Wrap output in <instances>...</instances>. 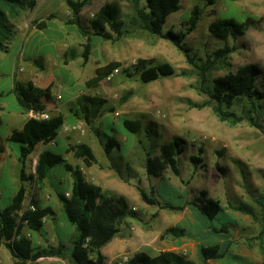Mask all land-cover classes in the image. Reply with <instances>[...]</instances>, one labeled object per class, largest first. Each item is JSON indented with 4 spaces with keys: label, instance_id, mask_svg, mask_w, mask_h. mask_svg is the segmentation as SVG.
Segmentation results:
<instances>
[{
    "label": "rangeland",
    "instance_id": "1",
    "mask_svg": "<svg viewBox=\"0 0 264 264\" xmlns=\"http://www.w3.org/2000/svg\"><path fill=\"white\" fill-rule=\"evenodd\" d=\"M29 1H34L32 7H26L15 17H10L14 26L12 38L20 33L21 42L13 49V55L0 59L2 137L12 132L16 116L20 114L17 113L18 102L12 97L16 70L14 59L19 52L33 50L29 42L24 43L29 32L36 27L35 21L45 19L54 12L56 17L49 22H53V32L58 28L65 36L62 44L76 45L81 50L85 42L77 26L67 23L73 14L66 0ZM136 1L94 0L84 7L82 20L89 28L104 5L118 4L119 18L126 30L124 36L115 40L93 36V51L86 65L82 64L81 58L65 65L63 61L67 49L64 53L60 50L58 57L50 59L45 50L44 69L32 65L36 74L29 81L25 84L15 81V84L27 88H42L47 95L45 100L53 109L48 111L50 115L64 114L65 118L70 115L73 119L66 122L51 141L37 145L28 159L26 174H35L39 154L49 149L62 153L69 163L81 167L87 182L126 197L132 214L119 233H125L126 238L114 237L122 240L120 247L111 248L114 238L103 247L106 264H128L129 258L142 251L152 256L162 251H174L194 264H203L200 247L204 243L220 244L222 249H228L223 259L211 260L208 264H259L264 261V101L259 110L246 98H237L232 105H223L224 110L242 117L240 122L232 123L219 117L215 110L219 103L211 97L209 89L213 88L217 78L236 73L244 66L256 65L260 69L257 86L264 90V0H182L180 10L168 16L163 31L187 32L191 11L195 5L200 6V21L183 41L190 49L193 63L171 41L141 28L136 20ZM138 2L140 8L146 7L147 0ZM227 18L237 20L240 33L220 38L210 26ZM249 18L254 22L252 25L248 24ZM107 31L111 32L110 29ZM223 48L234 50L204 71L202 67L209 65V56L214 60L215 52ZM140 59L151 60L153 64L170 63L177 74L144 82ZM111 61L120 62L121 67L99 85L88 86L87 82L96 75L97 67ZM24 66L26 68L20 70L27 75L30 71L27 67L30 66ZM128 91H131V96L122 102ZM82 95L100 96L107 101L103 113L92 123L86 119L78 101ZM124 118L139 121V131L128 132L123 127ZM109 136L115 137L119 143L111 153L106 151ZM175 138L183 140V149L177 156L180 176L170 169L158 176L150 175L146 165L148 155L158 156L160 146ZM82 143L91 146L97 163L74 157V148ZM7 144L13 154L0 159V165L3 164L0 180L2 206L12 201L20 187V144L10 141ZM0 154L3 153L0 151ZM218 164L224 171L217 168ZM66 174L64 166L58 165L43 184L25 182L27 198L24 207L28 208L39 196L49 201L53 194L57 195L55 189L69 185L63 179ZM138 187L148 193L155 188L157 192L153 195L162 203L185 204L186 207L173 210L148 205L141 199ZM204 190L208 192L207 197L220 200L224 208V212H220L213 222L190 204ZM57 203L54 198L48 204L57 209ZM235 206H244L252 214L236 210ZM58 216L55 220L45 217L47 222L43 235L38 232L30 235L36 244L38 238L42 239L41 235H56L63 241H71L76 233L74 226L67 221L65 212L61 215L58 211ZM65 222L67 225H64ZM209 224H227L230 226L229 235L213 233ZM174 226L183 228L185 235H164L167 229ZM26 233L29 234L27 230ZM14 262L16 260L9 249L1 246L0 264ZM28 264L68 263L47 257Z\"/></svg>",
    "mask_w": 264,
    "mask_h": 264
},
{
    "label": "trees",
    "instance_id": "2",
    "mask_svg": "<svg viewBox=\"0 0 264 264\" xmlns=\"http://www.w3.org/2000/svg\"><path fill=\"white\" fill-rule=\"evenodd\" d=\"M94 0H66V3L73 14V18L67 23L76 25L79 32L85 38L82 49L76 45L69 46L64 53V64L67 65L79 58L82 64L86 65L93 51V36L104 40H115L125 35L124 23L119 18L120 8L116 3H107L96 14L91 22V26L86 28L82 20V11L86 5L92 4ZM182 0H147L145 8L139 7L136 1V20L148 33L165 38L171 41L176 47L184 52L189 62L193 63L190 56V49L183 43L186 35L194 31L200 21L202 10L199 5H195L191 11L188 21L187 32H176L173 30L163 31L167 18L172 13L180 10ZM34 1L27 0H0V50H2L14 35V26L10 17H15L19 11L26 7H32ZM56 17L51 12L45 19L35 21L38 29L47 28V21ZM47 20V21H46ZM254 22L250 18L248 24ZM110 29V33L107 31ZM210 29L220 38L229 35L237 36L240 33V25L233 18L221 19L211 24ZM234 49L223 48L215 52L214 60L209 56L208 66L202 69L209 70L212 63L226 57ZM36 66L44 69L43 58L35 60ZM151 60L140 59L141 78L144 82H152L163 77L177 74V70L170 63L153 64ZM149 65V66H148ZM121 67L118 61H111L106 65L97 67L96 75L88 80V86H97L106 80L111 74ZM260 69L256 65H247L240 68L236 73H230L224 77H219L214 81L209 93L219 105L215 108L219 117L224 121L237 123L242 120L234 112L226 111L223 105H232L237 98H246L257 109L263 107L264 90L257 86ZM206 78L205 74L203 75ZM34 82V81H33ZM35 84V82H34ZM36 85V84H35ZM34 85V86H35ZM12 92L15 94L19 106L24 111L48 112V102L45 100L46 93L42 88L35 86V89L27 88L25 85L16 83ZM128 91L123 96L125 102L130 96ZM82 111L86 119L92 123L104 111L107 103L100 96L82 95L78 98ZM113 111V110H111ZM66 123L64 114L50 115L49 119L29 118L21 129H14L9 135V141L20 144L19 161L21 163L20 181L21 186L13 196L12 201L2 206L0 204V247L5 246L12 253L16 262L13 264H28L36 262L41 258L53 257L65 260L68 264H106L105 256L102 252L105 247L117 235L126 238L125 233L119 234L126 224L127 218L132 214L130 205L125 196L113 194L103 187L86 181L84 173L79 166L69 163L62 153L49 149L43 150L37 159L34 175L26 174V166L30 155L35 151L39 143H47L57 136ZM123 127L131 133H137L140 129L139 121L124 118ZM148 131V130H147ZM115 146H119L117 139L109 136L106 143L107 153H111ZM183 140L175 138L173 141L160 146L158 156L148 155L147 172L150 175L158 176L160 173L170 169L176 176H180L177 156L183 149ZM202 151V149H201ZM74 157L77 159H89L97 163L93 149L88 144L82 143L74 148ZM194 161H201L192 158ZM58 165H63L65 170L72 177L70 191L55 189L58 199L62 204L66 219L75 227L76 233L69 245L60 243L58 246H37L29 234L38 232L43 235L45 217L54 218L55 210L51 206H44L41 201L34 200V210L25 208L27 188L25 182L34 181L41 185L51 175V170ZM217 168L224 171L219 164ZM141 199L148 205H157L162 208L173 210H183L186 205H175L170 202L162 203L153 193L155 188L148 193L143 188L138 187ZM69 192V195H67ZM208 192L202 191L195 201L190 202L198 211L210 222L217 217L224 208L220 202L212 197H207ZM236 210L252 214V211L244 206H235ZM209 229L218 235H229L230 226L208 225ZM184 236V229L174 226L167 229L164 235ZM163 235V236H164ZM228 252L222 249L220 244L204 243L200 247V255L203 264H208L211 260H221ZM239 258V256H236ZM128 264H194L186 260L182 255L174 251H162L152 256L147 252H138L128 260ZM264 264V261L259 263Z\"/></svg>",
    "mask_w": 264,
    "mask_h": 264
},
{
    "label": "crops",
    "instance_id": "3",
    "mask_svg": "<svg viewBox=\"0 0 264 264\" xmlns=\"http://www.w3.org/2000/svg\"><path fill=\"white\" fill-rule=\"evenodd\" d=\"M43 20V19H41ZM40 20V21H41ZM52 23L53 22H47V28L44 30H40L36 27L33 28V30H31L28 34V36L25 38V43L27 44L28 42L31 44V46L33 47V50H30L28 53H23L19 52L15 59H14V68L16 67L15 72V76H14V82H13V86H12V90L14 88L15 85V81L24 83L26 81H29V78L36 74V71L33 70V66L32 65H36L35 60L36 59H40L43 58L45 55L44 51L47 50L46 52L49 54V59L52 56L58 57L59 56V52L61 50V52H65L66 49H68L69 45L67 43L62 44L61 42H63V40L65 39V36L62 35V33L60 31H58V28L56 29V32H53L55 30L52 29ZM21 35L20 33L16 34L12 40L7 44V47L3 50L0 51V59L3 58H8L11 56V54L13 55V49H15V47L21 42ZM72 46V45H71ZM47 58V59H48ZM26 60V64L27 66L29 65L30 68L27 67V69H29V73L27 75L23 74L22 70H20V68H26L24 65H26L25 63L23 64V62H25ZM22 66V67H21ZM12 97L14 100L17 101L15 94L12 92ZM48 110L52 111L53 109L50 108L48 106ZM17 113H20L19 115H15L17 120H16V124L14 125V127H12V131L14 129H21L24 124L26 123V121L32 117V111L28 112V111H24L18 104V111ZM50 114V113H49ZM72 117L70 115L67 116L66 118V122H70L72 121ZM11 134V132L9 133V135ZM8 136L2 137L0 136V151L3 154H0V159L2 160L5 157L11 156L13 154V150H11V148L9 147V145L7 144L9 142ZM3 141V142H2ZM3 175V164L0 165V180L2 178ZM64 181L65 182H69L68 186H63L62 188H60L61 190H67L70 191V188L72 186V177L70 175L69 172H67V174L64 176ZM20 186H21V181H20ZM69 193V192H67ZM3 196V192L0 191V198ZM26 198H27V193H26ZM41 201V203L44 206H50L48 203L50 201H52L54 198L57 200V209L53 208L56 212V216L53 218V220L57 219L58 216V211L61 212V215H63V209H62V204L60 202V200L58 199L57 195H52L51 199L48 201L47 199H45L42 196L38 197ZM68 221V220H67ZM47 221L44 220V228H45V223ZM69 222V221H68ZM64 225H67V223L65 222ZM75 229V227H74ZM33 235V233L31 234ZM42 239L38 238L37 246H58L60 243H63L65 245H69L70 242H66L63 241L59 236H42ZM73 239V238H72ZM71 239V240H72ZM122 240L114 238L111 243L112 246L111 248H116V247H120V242ZM48 258H53V257H48ZM42 259V258H41ZM40 260V259H39Z\"/></svg>",
    "mask_w": 264,
    "mask_h": 264
},
{
    "label": "built area",
    "instance_id": "4",
    "mask_svg": "<svg viewBox=\"0 0 264 264\" xmlns=\"http://www.w3.org/2000/svg\"><path fill=\"white\" fill-rule=\"evenodd\" d=\"M31 115H32V117L37 118V119H49L50 118V114L48 112H33L32 111ZM67 195H69V193H67ZM28 208L32 209V210L35 209L33 204H30ZM43 220H45V218H43ZM30 235L31 234H28V236H30ZM125 260H126V258H125Z\"/></svg>",
    "mask_w": 264,
    "mask_h": 264
}]
</instances>
